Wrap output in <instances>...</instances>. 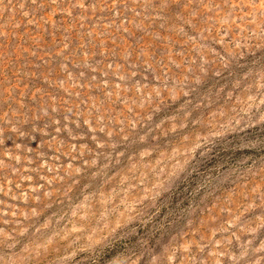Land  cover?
Segmentation results:
<instances>
[{"label": "rangeland", "instance_id": "374dc122", "mask_svg": "<svg viewBox=\"0 0 264 264\" xmlns=\"http://www.w3.org/2000/svg\"><path fill=\"white\" fill-rule=\"evenodd\" d=\"M0 264H264V0H0Z\"/></svg>", "mask_w": 264, "mask_h": 264}]
</instances>
